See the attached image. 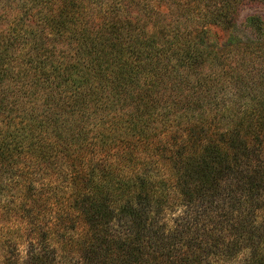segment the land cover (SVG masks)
<instances>
[{
	"label": "trees",
	"instance_id": "trees-1",
	"mask_svg": "<svg viewBox=\"0 0 264 264\" xmlns=\"http://www.w3.org/2000/svg\"><path fill=\"white\" fill-rule=\"evenodd\" d=\"M250 3L0 0V208L30 231L1 230L0 264H59L66 238L74 264H203L199 222L264 264V21L253 43L210 37Z\"/></svg>",
	"mask_w": 264,
	"mask_h": 264
},
{
	"label": "rangeland",
	"instance_id": "rangeland-1",
	"mask_svg": "<svg viewBox=\"0 0 264 264\" xmlns=\"http://www.w3.org/2000/svg\"><path fill=\"white\" fill-rule=\"evenodd\" d=\"M249 18H256L255 21L249 22L248 19ZM264 21V5L263 4H259V3H250V4H244L242 5L239 10L238 13L236 15V26L231 30H223L221 28H213L212 29V33H211V43H213L214 45H223L226 44V42L229 40L230 37L232 36H236L237 38H239L240 40H242L241 42H247V43H253L254 40L257 39V37L260 35V30H262V26L263 23L262 21ZM255 50L257 48H254ZM228 90L226 92H228L229 90H231L232 86L228 85ZM240 88V87H238ZM58 180H55V183ZM53 182V181H52ZM49 183L48 181V186H46V191H50L51 189H53V185L55 183ZM45 183V182H44ZM57 184V183H56ZM67 187H65L66 189H68L70 192L72 191V185H70V183L65 184ZM40 187H42V184L40 185ZM58 187H61V185L58 184ZM62 192H64L63 188L58 189L57 193H59L60 197L57 200L54 197H52L51 199V204L50 207L47 209V211L42 212L40 214L45 216V221H48V219H51L52 216L49 214L50 212L54 213L55 211H59V209H61L63 204H68V202H60V199L62 196ZM11 197L13 198H20L17 195H11ZM21 199V198H20ZM13 205H11L10 208H12ZM12 212V214H10ZM182 212L180 210H176V211H172L168 217L171 218V216L173 218L179 216ZM168 214V213H167ZM166 214V216H167ZM258 216H259V221L260 223L258 224L257 227H259L260 229H262L264 231V209L258 211ZM28 218H21L18 214H16L13 210H10L9 208H0V234H1V230L3 229L4 231L6 230H10V228L12 229L8 234H6L4 236L5 237H12V235L14 237H19L21 236V234H24V232H30L29 229L22 224V222L27 221ZM182 223L190 228L191 226V221H186L182 219ZM171 225V224H170ZM82 226V225H81ZM194 227H196V224H193ZM224 226H229L224 225ZM71 228V232L74 233L75 237L80 236V234L83 236V238H85V234L86 229L85 227H70ZM217 225L215 223L212 224H206L204 225V222H199V225L196 227V229L194 230L195 232H199V234L203 233L204 231L208 234V236L210 238H206L207 240H203V241H207L209 243V245L212 244V246H215L216 244L222 245L223 244H227L230 241H234V239H240V244H242V246H246L249 245V240L244 238L245 236H237L233 230H227V229H223V227H219L217 228ZM201 232V233H200ZM66 237V236H65ZM68 240V242L66 241ZM57 241V240H56ZM50 241L51 247H54L55 252L57 253V255L59 256L60 260L58 261L59 264H74V261L77 260L79 258L78 255H74V253L72 254L69 250L71 247L76 246V250L78 249L79 245H72L70 243H73L72 241H70V238H66V239H62L59 240V242H57V245L55 244V242ZM19 241H17L16 244H18ZM83 243V242H82ZM199 242H196V244H198ZM263 245H264V240H263ZM189 244L191 245V243L189 242ZM8 244L3 245L4 248H8L10 251H16V253H19V251L24 255L26 253V249H28V247L26 246V244H24V241L19 244V245H13L12 247H8ZM197 248L196 250V256H194V254H191L190 258L191 259H195L198 260L199 262L203 264H236V263H244L242 261H246L249 257H248V252L247 250H244L243 252H240L238 255H234L231 251L228 253H224L222 250L218 251L215 253V251L213 249H211V247L209 249H207V251H203L200 250V246L199 245H195ZM223 246V245H222ZM193 247V246H192ZM188 248L191 251V248ZM194 248V247H193ZM264 248V247H262ZM209 250V251H208ZM7 250H2V252H6ZM1 249H0V255L2 254ZM223 253V254H222ZM74 255V256H73ZM202 260V261H201Z\"/></svg>",
	"mask_w": 264,
	"mask_h": 264
}]
</instances>
